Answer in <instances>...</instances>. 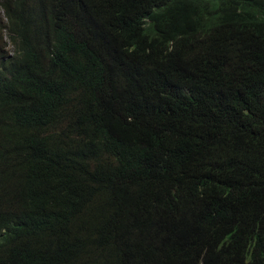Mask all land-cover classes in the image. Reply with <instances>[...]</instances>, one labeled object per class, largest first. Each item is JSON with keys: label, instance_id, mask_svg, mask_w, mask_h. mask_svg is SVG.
Wrapping results in <instances>:
<instances>
[{"label": "trees", "instance_id": "obj_1", "mask_svg": "<svg viewBox=\"0 0 264 264\" xmlns=\"http://www.w3.org/2000/svg\"><path fill=\"white\" fill-rule=\"evenodd\" d=\"M0 264H264V0H0Z\"/></svg>", "mask_w": 264, "mask_h": 264}]
</instances>
